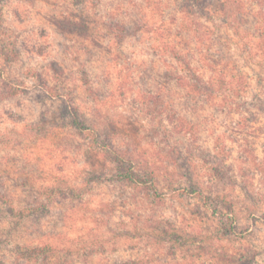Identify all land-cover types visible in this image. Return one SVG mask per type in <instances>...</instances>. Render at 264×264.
Returning a JSON list of instances; mask_svg holds the SVG:
<instances>
[{"label":"clouds","instance_id":"clouds-1","mask_svg":"<svg viewBox=\"0 0 264 264\" xmlns=\"http://www.w3.org/2000/svg\"><path fill=\"white\" fill-rule=\"evenodd\" d=\"M0 264H264V0H0Z\"/></svg>","mask_w":264,"mask_h":264}]
</instances>
